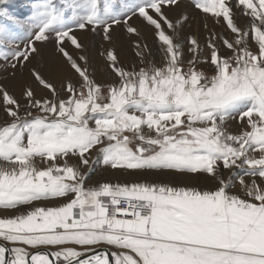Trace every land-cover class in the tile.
I'll return each instance as SVG.
<instances>
[{"label":"snow or ice","instance_id":"obj_1","mask_svg":"<svg viewBox=\"0 0 264 264\" xmlns=\"http://www.w3.org/2000/svg\"><path fill=\"white\" fill-rule=\"evenodd\" d=\"M192 2L231 34L205 23L206 55L164 12L180 0L0 7V72L28 69L19 97L0 84V264H264V0ZM78 31L103 36L102 68ZM97 165L144 175L89 184Z\"/></svg>","mask_w":264,"mask_h":264},{"label":"rangeland","instance_id":"obj_2","mask_svg":"<svg viewBox=\"0 0 264 264\" xmlns=\"http://www.w3.org/2000/svg\"><path fill=\"white\" fill-rule=\"evenodd\" d=\"M34 0H4V4L0 5V7H4L9 15L16 16L19 19H24L25 17L29 16L32 11V5ZM57 3H63V0H57ZM165 14L169 17V19L173 20L174 22L177 18L187 17V21L183 23L182 27L180 28L181 33H188V34H198L202 55L207 54L206 44L203 42L206 40L208 35V30L204 28V24L207 23L209 29L215 31L216 33L223 34L224 36H231L229 30L224 25L223 21L221 20L220 24H216L214 18L211 17V14H204L201 10H197L193 6L192 0H180V7H166L164 9ZM70 14V13H68ZM245 18L241 15L237 18V24H243ZM133 25H136L140 28L143 32L148 44H152V37L150 35V29L145 27L144 23L140 18L134 17L131 21ZM0 24L6 25L8 27H12L10 22L7 20L6 17L0 16ZM13 31H19L18 29L13 28ZM76 35L79 38V42L85 46L88 51L90 62L96 66L98 69L103 67L104 63V49L109 47L108 44L104 41L103 36L100 34H93L89 31H78ZM138 38L136 36L131 37V41H136ZM22 46V45H21ZM113 46L115 48L116 54L118 55L121 62L126 61L129 58V37H127L122 29H115L114 30V37H113ZM38 47H42V49H46V56L59 58L51 43L47 45H38ZM68 52L73 55L74 57L80 55V53L75 50L74 46L66 45ZM48 57V58H49ZM36 67L39 68V64L37 62V58H33L29 64V68ZM205 69L207 68L206 65H202ZM9 74L6 72H0V84H14L15 85V94L19 97V85L22 81L26 79H11L5 78L8 77ZM101 76V72L97 71L95 78L99 79ZM41 94V90L37 88V95ZM238 127L237 122H231L230 127ZM233 129V128H231ZM144 175L140 172H114L111 169H105L102 166L97 165L94 172L91 175L90 180L88 181L89 184L93 182H107L111 181L113 183L121 182V183H131L137 182L138 177ZM203 178H201V183H203ZM13 245H8V247H12ZM26 247L27 251H31L30 247ZM111 251H115V249H110ZM14 254L10 253V256Z\"/></svg>","mask_w":264,"mask_h":264},{"label":"bare ground","instance_id":"obj_3","mask_svg":"<svg viewBox=\"0 0 264 264\" xmlns=\"http://www.w3.org/2000/svg\"><path fill=\"white\" fill-rule=\"evenodd\" d=\"M49 56H46V58H48ZM48 59H57V60H59V58H55V57H49ZM40 70L44 71V69H40ZM15 79H17V80L26 79L27 80L28 79V69H24L23 77H21L19 74H17V77Z\"/></svg>","mask_w":264,"mask_h":264},{"label":"crops","instance_id":"obj_4","mask_svg":"<svg viewBox=\"0 0 264 264\" xmlns=\"http://www.w3.org/2000/svg\"><path fill=\"white\" fill-rule=\"evenodd\" d=\"M225 37H230V36H225ZM203 42L205 43V41H203ZM220 46H221V54L222 55L227 54V49H225L222 44ZM209 74H211V73L209 72ZM232 122H237V121H232ZM231 128H233L232 129L233 131H238L239 130L237 126L231 127Z\"/></svg>","mask_w":264,"mask_h":264},{"label":"water","instance_id":"obj_5","mask_svg":"<svg viewBox=\"0 0 264 264\" xmlns=\"http://www.w3.org/2000/svg\"><path fill=\"white\" fill-rule=\"evenodd\" d=\"M32 251H34V250H31L30 252H32ZM111 251V250H110ZM9 255H10V253H9ZM29 264H30V258H29Z\"/></svg>","mask_w":264,"mask_h":264}]
</instances>
